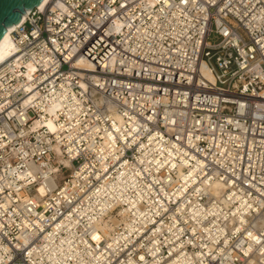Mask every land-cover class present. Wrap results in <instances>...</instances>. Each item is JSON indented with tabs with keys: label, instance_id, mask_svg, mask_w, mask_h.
<instances>
[{
	"label": "built area",
	"instance_id": "1",
	"mask_svg": "<svg viewBox=\"0 0 264 264\" xmlns=\"http://www.w3.org/2000/svg\"><path fill=\"white\" fill-rule=\"evenodd\" d=\"M11 35L0 264H170L207 246L192 264H264V0H48ZM184 163L197 180L177 197ZM133 172L155 192L105 215L102 188Z\"/></svg>",
	"mask_w": 264,
	"mask_h": 264
},
{
	"label": "bare ground",
	"instance_id": "2",
	"mask_svg": "<svg viewBox=\"0 0 264 264\" xmlns=\"http://www.w3.org/2000/svg\"><path fill=\"white\" fill-rule=\"evenodd\" d=\"M48 3V0H44L38 7L42 8L44 7L46 4ZM24 18V17H23ZM23 21V19H22ZM21 21V22H22ZM13 28L10 30V32L7 34V36L5 38H3L1 44H0V63L4 62L5 60H7L9 57H11L14 54L15 51V46H14V42L12 39V33L14 32V30L16 29V26H12ZM48 128L52 127V122L49 121ZM54 130V128H52ZM59 152V150H58ZM63 161V163L65 165H68V162L65 160H61ZM163 163H166V161L161 162L160 166L163 165ZM176 164H173V166H175ZM188 164L184 163L183 165L179 166V171H180V175H179V179L182 180V189L183 190H179V194L177 195V193L175 194V196L177 195V197H183L184 194L187 192V188L189 186L194 185L195 181L197 180L196 177V172L194 170H190L189 175H186L183 172L184 167H187ZM124 174H121L118 176V182L115 184H111L110 182L106 183L105 186L102 188L103 192H104V196L106 197L107 202L103 205V208L105 210L104 214L108 215L109 212L113 211L114 209H116L118 206H122V204H129V210H132L133 208H137L139 203L141 201H147L149 198V195L151 194V192H155L154 190L152 191H148V190H144L143 188H139L137 183H136V177H135V173L133 172V174L130 176V178L132 180H123L122 176ZM141 175V174H139ZM178 183L180 184L181 182L178 181ZM211 184L208 180L205 179V181H202V185L200 186V190L198 189L196 191V198L195 200H198V198L200 196H202V191L208 192L210 190ZM134 197H132L131 195H134ZM169 197V196H168ZM197 203V201H196ZM128 209L126 208H122V210L120 211V214L122 216H129L130 212ZM200 213L199 210H195V214ZM124 221V220H123ZM113 224H117V222H113ZM113 225L109 224L108 222H106V235L107 237L111 236V232L113 231ZM223 229V231L225 230V227H221ZM128 234L130 236H132L133 234V229L130 227V231H128ZM121 241H125L126 239H128V235H124L119 237L117 240ZM182 245V244H181ZM116 245L113 244L112 245V249H115ZM207 248L209 250H200L197 253H192V252H188V250H179V253L176 255H173L172 253V258L168 261V263L170 264H192V263H196V262H200V257H204L205 254H209L210 250L213 248H210L209 246H207ZM177 251V250H175ZM205 251V252H204ZM152 256L155 257V260L153 261L154 264H158L160 262H162V260L160 258L156 257V252L152 251Z\"/></svg>",
	"mask_w": 264,
	"mask_h": 264
},
{
	"label": "water",
	"instance_id": "3",
	"mask_svg": "<svg viewBox=\"0 0 264 264\" xmlns=\"http://www.w3.org/2000/svg\"><path fill=\"white\" fill-rule=\"evenodd\" d=\"M44 0H0V44L24 15L38 7Z\"/></svg>",
	"mask_w": 264,
	"mask_h": 264
},
{
	"label": "rangeland",
	"instance_id": "4",
	"mask_svg": "<svg viewBox=\"0 0 264 264\" xmlns=\"http://www.w3.org/2000/svg\"><path fill=\"white\" fill-rule=\"evenodd\" d=\"M210 41H211L212 43H214V42H215V39L211 38Z\"/></svg>",
	"mask_w": 264,
	"mask_h": 264
}]
</instances>
